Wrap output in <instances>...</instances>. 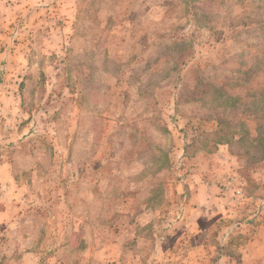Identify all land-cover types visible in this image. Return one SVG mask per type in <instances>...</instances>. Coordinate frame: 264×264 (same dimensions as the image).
Listing matches in <instances>:
<instances>
[{
    "label": "rangeland",
    "instance_id": "374dc122",
    "mask_svg": "<svg viewBox=\"0 0 264 264\" xmlns=\"http://www.w3.org/2000/svg\"><path fill=\"white\" fill-rule=\"evenodd\" d=\"M0 264H264V0H0Z\"/></svg>",
    "mask_w": 264,
    "mask_h": 264
}]
</instances>
